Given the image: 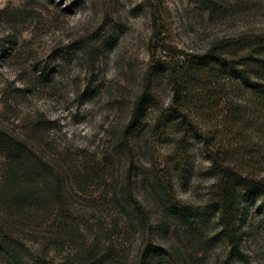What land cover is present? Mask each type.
<instances>
[{"label":"rangeland","instance_id":"rangeland-1","mask_svg":"<svg viewBox=\"0 0 264 264\" xmlns=\"http://www.w3.org/2000/svg\"><path fill=\"white\" fill-rule=\"evenodd\" d=\"M255 37L264 0H0V129L28 149L11 164L0 147V238L22 264H141L156 249L152 264H221L228 244L215 219L190 228L168 201L208 203L216 180L202 142L189 134L181 167L158 108L128 123L152 61ZM155 87L165 107L163 75ZM243 216L247 262L230 264H264V206Z\"/></svg>","mask_w":264,"mask_h":264},{"label":"trees","instance_id":"trees-1","mask_svg":"<svg viewBox=\"0 0 264 264\" xmlns=\"http://www.w3.org/2000/svg\"><path fill=\"white\" fill-rule=\"evenodd\" d=\"M160 75L167 80L170 92L165 107L157 101L155 80ZM146 80L145 88L133 102L128 128L152 108H158L156 125L175 134L174 150L181 167L189 157L192 133L202 142L210 160L209 173L216 180L202 211L169 198L171 211L190 228L203 227L210 217L214 218L219 234L228 244V256L221 264H230L233 257L246 263L240 250L239 221L250 206H264V176L245 169L264 166V37L218 41L196 53L175 51L152 61ZM199 118L211 123L209 130L202 129ZM20 142L0 129V147L12 158L7 157V162L15 164L16 159L27 156L28 149ZM14 176L19 178L13 174L10 178ZM23 181L20 192L27 198L31 186L27 176ZM0 252L15 264L23 262L18 248L3 238ZM162 253L156 249L140 263L152 264Z\"/></svg>","mask_w":264,"mask_h":264}]
</instances>
